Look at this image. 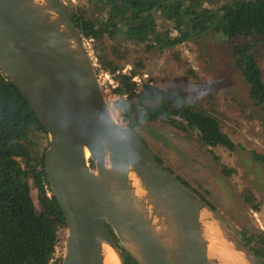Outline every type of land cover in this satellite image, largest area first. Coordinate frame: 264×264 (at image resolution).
I'll return each instance as SVG.
<instances>
[{
	"label": "water",
	"instance_id": "1",
	"mask_svg": "<svg viewBox=\"0 0 264 264\" xmlns=\"http://www.w3.org/2000/svg\"><path fill=\"white\" fill-rule=\"evenodd\" d=\"M0 71L47 134L44 171L65 221L60 264H104V244L122 264L116 241L139 264H233L209 254L202 211L239 264H262L137 130L116 120L63 0H0Z\"/></svg>",
	"mask_w": 264,
	"mask_h": 264
},
{
	"label": "trees",
	"instance_id": "2",
	"mask_svg": "<svg viewBox=\"0 0 264 264\" xmlns=\"http://www.w3.org/2000/svg\"><path fill=\"white\" fill-rule=\"evenodd\" d=\"M66 8L81 38L92 42L97 73L102 70L115 83L113 92L119 98L114 107L124 124L135 130L160 120L186 132L193 130L204 146L235 149L219 118L183 88L145 83L135 92L131 82V76L145 68V55L206 31L231 42L232 63L248 84L250 98L264 112V0H82ZM93 13H97L94 18ZM124 43L138 48L128 55ZM126 63L131 64L129 74L122 72ZM47 145L37 115L0 71V264L61 263L55 252L65 221L44 171ZM253 157L264 166V154L253 152ZM222 170L227 175L232 171L225 165ZM244 200L259 209L252 194ZM235 232L264 264L263 232L246 227ZM116 245L122 264H139L118 241Z\"/></svg>",
	"mask_w": 264,
	"mask_h": 264
},
{
	"label": "rangeland",
	"instance_id": "3",
	"mask_svg": "<svg viewBox=\"0 0 264 264\" xmlns=\"http://www.w3.org/2000/svg\"><path fill=\"white\" fill-rule=\"evenodd\" d=\"M63 2L70 6L82 0ZM96 15L93 13L92 17ZM83 42L89 51L92 42ZM137 48L123 44L128 55ZM145 56L148 60L143 71L150 74L155 85L161 88L175 85L183 88L191 99L197 98L219 118L222 129L236 146L233 150L204 146L193 130L186 132L160 120L142 124L138 133L163 165L201 195L234 231L246 227L264 234V166L253 157V152L264 154V112L250 98L248 84L232 63L231 42L206 31L192 34L173 48ZM126 66L131 68L130 63ZM97 76L102 90H106L107 103H112L107 78L103 73ZM43 144L40 140L39 148ZM222 165L232 170L230 175L222 170ZM248 194L259 201L257 211L244 200ZM32 196L36 202L35 189ZM64 241L65 228L59 231L56 257L62 256Z\"/></svg>",
	"mask_w": 264,
	"mask_h": 264
},
{
	"label": "bare ground",
	"instance_id": "4",
	"mask_svg": "<svg viewBox=\"0 0 264 264\" xmlns=\"http://www.w3.org/2000/svg\"><path fill=\"white\" fill-rule=\"evenodd\" d=\"M86 155H88L87 151ZM137 178L138 177L135 175V173H130V184L133 186V190L137 198H139L141 205L144 206L141 199V197H144V191L141 188ZM147 208H149V206H147ZM199 218L201 223L203 224V234L207 241V250L209 254L215 257L219 256L220 259L224 262L230 261L233 264L241 263L242 260L240 259V257L235 252H233L220 237L218 230L214 227L212 221L208 219L206 212H200ZM154 222L156 221L154 220ZM102 254L104 258V264H120L117 255L108 245H103Z\"/></svg>",
	"mask_w": 264,
	"mask_h": 264
},
{
	"label": "built area",
	"instance_id": "5",
	"mask_svg": "<svg viewBox=\"0 0 264 264\" xmlns=\"http://www.w3.org/2000/svg\"><path fill=\"white\" fill-rule=\"evenodd\" d=\"M86 40L87 39H85L84 41H86ZM87 41H91V40L88 39ZM87 51H88V49H87ZM88 54H89V57L91 59L92 64L94 65V67L96 69V67L98 66L97 65V59H96V57H95V55L93 53L92 48H89ZM129 70H130V66H126V67H124L122 69V72L126 73V74H129ZM99 73H103L104 76L107 78L108 83H109V88H110V91H111L110 95L112 97V103H109L108 105L112 109L116 120L119 123L124 124V122L122 120V116L119 114L117 109L114 107L115 100L119 98V95H117L116 93L113 92V88L115 87V83H114L113 79L107 73L103 72L102 70H99ZM131 82L134 84L133 86H134V91L135 92H138L142 88L143 84H145V83L155 85L153 79H151V76H150V74L147 71H142V72L133 74L131 76ZM105 92H106V90H103V93H105ZM123 97L126 98V94H124Z\"/></svg>",
	"mask_w": 264,
	"mask_h": 264
},
{
	"label": "flooded vegetation",
	"instance_id": "6",
	"mask_svg": "<svg viewBox=\"0 0 264 264\" xmlns=\"http://www.w3.org/2000/svg\"><path fill=\"white\" fill-rule=\"evenodd\" d=\"M142 137V136H141ZM143 138V137H142ZM144 139V138H143ZM144 141H145V139H144ZM146 142V141H145ZM147 143V142H146ZM148 145V144H147ZM149 146V145H148ZM150 147V146H149ZM151 149V148H150ZM175 176V175H174ZM176 177V176H175ZM113 236V235H112ZM114 238V237H113ZM115 239V238H114Z\"/></svg>",
	"mask_w": 264,
	"mask_h": 264
}]
</instances>
